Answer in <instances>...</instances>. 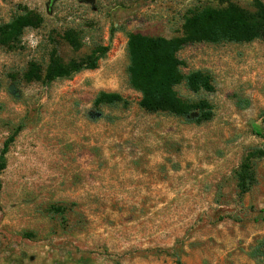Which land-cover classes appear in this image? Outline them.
<instances>
[{
    "label": "rangeland",
    "instance_id": "374dc122",
    "mask_svg": "<svg viewBox=\"0 0 264 264\" xmlns=\"http://www.w3.org/2000/svg\"><path fill=\"white\" fill-rule=\"evenodd\" d=\"M227 1L254 10L252 0H0V24L27 9L43 17L0 44V264H264L250 256L264 239V157L248 191L235 174L264 142V41L179 50L185 73L212 76L210 91L175 87L210 104L207 121L145 111L127 79L129 33L173 37L189 9ZM96 45L107 50L94 69L22 78L53 49L68 62ZM99 91L126 104L96 107Z\"/></svg>",
    "mask_w": 264,
    "mask_h": 264
},
{
    "label": "trees",
    "instance_id": "16d2710c",
    "mask_svg": "<svg viewBox=\"0 0 264 264\" xmlns=\"http://www.w3.org/2000/svg\"><path fill=\"white\" fill-rule=\"evenodd\" d=\"M252 1L253 11L231 1L219 7L191 8L183 16L181 33L173 37L129 33L126 42L127 79L129 86L140 93L139 106L147 112L163 111L186 119L194 109H199L200 114L192 120H209L212 112L206 100L201 99L196 103L185 101L178 95L175 87L184 84L192 92L203 89L210 91L213 89L212 76L201 69L185 73L178 52L185 45L193 43H243L255 39L264 41V0ZM42 21V15L31 9L15 15L9 22L0 24V44L15 46L20 42L25 28L38 27ZM63 35L74 46L78 42L84 43L83 35L73 28L65 30ZM106 50L107 46L96 45L84 57L64 62L57 50L53 49L44 70L36 61H30L22 78L27 82L50 83L82 69H94ZM93 103L98 107L102 104H126V100L117 92L99 91ZM97 111L100 115L101 112ZM257 134L264 138V132ZM8 143L5 142L0 154V170L5 166L4 155ZM263 157L264 142L252 147L244 156L235 172L237 188L241 193L248 191L255 183L253 163ZM54 209L63 211L62 208ZM250 256L264 261V239L257 242L250 251Z\"/></svg>",
    "mask_w": 264,
    "mask_h": 264
},
{
    "label": "water",
    "instance_id": "95a60500",
    "mask_svg": "<svg viewBox=\"0 0 264 264\" xmlns=\"http://www.w3.org/2000/svg\"><path fill=\"white\" fill-rule=\"evenodd\" d=\"M86 1H92V0H86ZM98 115H99V113H98ZM197 114L195 113V112H192L190 115H189V117H195Z\"/></svg>",
    "mask_w": 264,
    "mask_h": 264
}]
</instances>
